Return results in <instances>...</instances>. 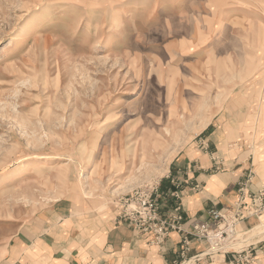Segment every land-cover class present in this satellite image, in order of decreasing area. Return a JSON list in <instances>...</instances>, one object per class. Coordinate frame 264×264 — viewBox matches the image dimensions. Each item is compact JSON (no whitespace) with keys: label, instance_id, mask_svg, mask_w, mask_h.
<instances>
[{"label":"rangeland","instance_id":"374dc122","mask_svg":"<svg viewBox=\"0 0 264 264\" xmlns=\"http://www.w3.org/2000/svg\"><path fill=\"white\" fill-rule=\"evenodd\" d=\"M263 90L264 0H0V264L45 263L42 240L100 255L115 226L154 245L178 231L173 264L252 262L237 250L264 227L240 225L264 188L243 186L225 250L187 235L209 219L177 201L194 168L235 159ZM174 214L182 231L160 232ZM194 240L207 248L189 257Z\"/></svg>","mask_w":264,"mask_h":264},{"label":"crops","instance_id":"0c3cea01","mask_svg":"<svg viewBox=\"0 0 264 264\" xmlns=\"http://www.w3.org/2000/svg\"><path fill=\"white\" fill-rule=\"evenodd\" d=\"M261 95V98L252 105L250 115L242 121V124L246 125L235 127V137L239 144L235 159L230 161V156L226 153L227 156L224 155L226 167L221 173L209 175L206 173L207 169L202 168L206 171L195 174L197 170L194 168L192 171L194 174L182 179L185 185L180 190V200L177 202H181L183 217L187 222L195 221L197 218L209 219L212 210L229 212L237 210L243 186H246V192L255 193L264 188V90ZM174 178L177 180L178 177ZM196 184L199 185L198 190L194 189ZM168 200L175 203L173 198ZM262 227L264 215L249 217L240 225L241 229L245 228L250 232ZM189 229L188 224L186 230ZM169 235L164 244L154 245L146 235L132 230L126 232L122 226H115L107 232L103 230L94 238V244L98 247L103 246L99 248L100 255L86 249L80 240L78 243L62 240V243L51 245L42 240L40 250L42 257L46 259L43 264H173L180 259L183 242L178 231ZM206 248L207 246L194 240L190 246L191 250H188V256H197L196 253L205 252ZM241 250H252L254 255L252 262L242 261L243 264H264V232L256 234L246 247L237 251ZM58 253L60 255L56 256ZM209 257L201 264H229L234 258L229 256L223 261V257H220L217 262L214 260L212 262L215 256ZM17 263L22 264L19 260L12 264Z\"/></svg>","mask_w":264,"mask_h":264},{"label":"built area","instance_id":"2783aa9c","mask_svg":"<svg viewBox=\"0 0 264 264\" xmlns=\"http://www.w3.org/2000/svg\"><path fill=\"white\" fill-rule=\"evenodd\" d=\"M257 196L259 197H256L257 199L254 201L256 203L254 205L251 204V206L244 210V212H248V214L252 216H258L260 214V204L263 199L261 197L262 194H258ZM242 208L243 204L240 203L237 210H235V212H231V215L223 210H212L209 213V221H199V223H195L192 230L190 232L187 230L186 233L191 238L197 237L209 241L215 249L225 250L229 242L234 240V237L236 236L237 222L239 223L240 220H242V217L239 216V214L243 212ZM172 217L173 221L168 223L166 227L161 226L159 230L160 232L165 233V231L170 228L182 231L177 227L179 221L182 220V217H178V215L175 214ZM185 240L186 243H189L187 236H185ZM242 253H244V251H242Z\"/></svg>","mask_w":264,"mask_h":264},{"label":"bare ground","instance_id":"6f19581e","mask_svg":"<svg viewBox=\"0 0 264 264\" xmlns=\"http://www.w3.org/2000/svg\"><path fill=\"white\" fill-rule=\"evenodd\" d=\"M227 248H228V246H227ZM227 248H226V249H227ZM213 250H216V249L214 248Z\"/></svg>","mask_w":264,"mask_h":264}]
</instances>
